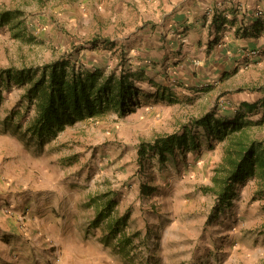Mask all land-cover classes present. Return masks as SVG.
Listing matches in <instances>:
<instances>
[{
    "label": "rangeland",
    "instance_id": "1",
    "mask_svg": "<svg viewBox=\"0 0 264 264\" xmlns=\"http://www.w3.org/2000/svg\"><path fill=\"white\" fill-rule=\"evenodd\" d=\"M149 1L158 0H0V17L11 13L9 22H0V71L35 67L64 56L78 69L97 66L105 75L126 74L139 92L134 110L125 116L112 111L103 118L78 122L43 150L34 151L9 132H2L8 116L26 122L34 111H26L25 87L6 89L0 82V218L13 219L20 231L13 235L17 230L4 224L0 245L5 243L9 250L1 264L69 263L62 251L72 246L70 242L59 247L47 238L27 239L31 236L27 223L34 214L29 201L37 197L33 187L39 172L26 158L23 169L18 167L21 153L26 152L63 164L61 177L72 191H78V210L84 212L80 217H86L84 231L91 237L90 246L94 247V238L102 244L104 263L142 264L147 259L150 264H264V198L256 194L254 180L238 185L232 206L209 220L215 196L202 188L213 185L225 154L224 141L209 139L195 128L201 140L199 150L178 154L164 165L152 152L143 166L138 159L142 140L181 131L183 125L207 112L215 113L216 119H228L242 102L256 103L253 112L243 111L250 123L249 134L264 143V48L247 66L240 67L234 60L233 71L225 70L218 80L209 72L201 75L203 63L198 59H180L185 52L182 42L176 57L169 58L172 62L153 64L159 67L151 68L152 80H148L146 70H140L144 65L148 70L143 55L154 56L158 49L139 37L148 34L147 38H154L160 20L143 14L147 12L140 4ZM145 26H151L152 32L143 30ZM171 70L180 71L179 83L159 77L170 75ZM135 71H144L145 76L133 78ZM198 76L202 80L196 83ZM151 83H156L160 93L166 83L172 86V93L146 97L153 91ZM200 84L201 94L197 90ZM48 174H52L50 170ZM17 180L27 186L21 187ZM108 200L114 202L112 212L94 225ZM64 202L71 204L69 198ZM71 212L74 214L71 207L66 208L67 215ZM123 216L126 219L118 224V237L121 234L132 240L118 249L113 246L117 237L109 244L104 239L110 233L109 225ZM24 244L29 246L27 255L21 253Z\"/></svg>",
    "mask_w": 264,
    "mask_h": 264
},
{
    "label": "trees",
    "instance_id": "2",
    "mask_svg": "<svg viewBox=\"0 0 264 264\" xmlns=\"http://www.w3.org/2000/svg\"><path fill=\"white\" fill-rule=\"evenodd\" d=\"M10 14H2L0 22H9ZM217 21L222 24V18L215 19ZM261 27L262 22L257 20L253 28H244L242 35L257 37ZM105 41L109 42L110 39ZM0 82L6 89L13 85L25 87L26 111L32 108L34 111L26 122L22 121L24 118L16 120L12 115L8 116L2 122V132H9L26 148L34 151L43 150L67 127L78 122L103 118L112 111L125 116L134 110L139 93L126 74L119 77L105 75L104 70L97 66L94 69H78L64 56L35 67L1 69ZM145 96L153 98L157 97V93L153 97L148 94ZM256 106V103L242 102L231 117L233 121L225 117L216 119L215 113L207 112L194 117L189 125H183L181 131L156 134L149 141L142 140L138 145L140 165L143 166L148 152L156 155L160 164L164 165L178 154L199 150L201 140L194 129L200 128L207 138L225 142V154L213 176V185L202 188L205 193L215 196L209 220L230 208L238 196L236 187L249 180H254L256 194L264 198V143L249 134L250 123L243 111L253 112ZM145 190L142 187V191ZM113 206V200H108L104 205L105 211L98 213L93 224H97L106 214L109 215ZM124 216L109 225L110 233L104 239L109 244L111 238L117 237L118 242L113 246L118 249L132 240L121 234L118 237L121 232L118 224L126 219ZM142 264H150V261L146 259Z\"/></svg>",
    "mask_w": 264,
    "mask_h": 264
},
{
    "label": "crops",
    "instance_id": "3",
    "mask_svg": "<svg viewBox=\"0 0 264 264\" xmlns=\"http://www.w3.org/2000/svg\"><path fill=\"white\" fill-rule=\"evenodd\" d=\"M125 6L127 7V5ZM140 6L146 10L147 13L144 12L143 14L148 18L155 15L160 19L156 23V36L154 38H147L148 34L139 37L148 42L149 45L152 43L151 47L155 50L158 49L157 52H154V56H151L150 53L147 55L142 54L148 70L145 65L140 70H146L148 80H152V75L149 72H152L151 68L153 66L159 67L160 63L166 65L173 61L169 58L176 57L182 42H185L183 43L185 52L180 59L185 58L187 61H193V58L198 59L199 64L203 63V73L201 75L204 76L209 72V74L212 73L211 77L218 80H220L222 72H226L225 70L233 71L232 63L234 60L239 61L241 67L244 64L246 65L247 62H251L253 57L260 56L261 52L264 51L262 50V47L264 48V0H168L166 2L158 0L154 3L149 1L147 4H140ZM153 9L155 11L152 12ZM219 17L222 18V24L221 21L215 22V19ZM257 20L262 22L259 36H243V29L253 28ZM151 28V26H145L143 30L150 33L152 32ZM190 50L192 51L190 52ZM206 69L207 71H205ZM135 72L131 75L133 78H136V74L145 76L144 71ZM179 72V70H171L170 75L162 73V76L159 77L162 80H173L179 83L178 80H182ZM188 74L191 75L190 72ZM196 79V83L202 80L199 76ZM153 85L154 83H151V86H149L153 90L148 93L150 97L155 93H157V96L162 95V92L172 93V86L166 83L163 84L164 87L162 86L161 93L158 86ZM199 86L197 88L198 92L202 90L203 85L200 84ZM174 100L177 102V99L174 98ZM230 119L232 118H228V120ZM20 157L18 167L25 166L23 159L26 158L27 161L32 162V166L34 165L39 172L35 181V184H38L33 187L37 197H33L34 199L29 201V203H32L31 207L34 214L31 213L27 223V229L31 235L30 237L26 236L27 239L41 241L47 238L59 247L63 246L64 242H70L72 246L62 251L65 257L64 261L69 262L68 264L72 262H75V264H107L104 263L102 244L94 238V247L90 246L89 239L91 237L84 231L86 217L81 218L80 215L84 212L78 210L79 193L77 190L72 191L71 187L61 177L63 164L56 160L58 157H55L56 162L54 163H49L50 159L48 160L39 155H31L29 152L24 153V155L21 153ZM46 169L50 170L52 174L46 175L48 171ZM51 179L52 181L48 183V180ZM16 184L21 187L27 186L24 181L19 180L16 181ZM13 190H16V188L14 187ZM67 198L71 201L68 206L64 202ZM68 207L72 208L74 214L72 212L69 215L65 213ZM6 222L14 231L17 230L13 235H18L20 231L18 232L19 229L16 228L13 219L3 220L0 218V233L6 230L4 228ZM16 242H21V240L16 239ZM71 249L75 251L72 253ZM8 250L6 244L1 243L0 264L3 259L7 260ZM28 251L29 246L24 244L21 253L27 255Z\"/></svg>",
    "mask_w": 264,
    "mask_h": 264
}]
</instances>
